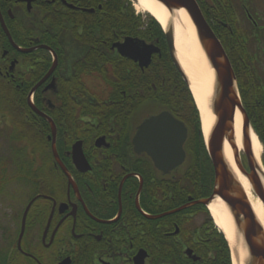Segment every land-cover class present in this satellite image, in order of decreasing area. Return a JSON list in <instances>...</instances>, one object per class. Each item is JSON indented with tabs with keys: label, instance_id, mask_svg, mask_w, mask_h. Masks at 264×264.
<instances>
[{
	"label": "flooded vegetation",
	"instance_id": "af4514ba",
	"mask_svg": "<svg viewBox=\"0 0 264 264\" xmlns=\"http://www.w3.org/2000/svg\"><path fill=\"white\" fill-rule=\"evenodd\" d=\"M134 2L0 0L15 45L0 22V94L2 88L26 104L30 97L51 119L66 169L53 156L50 123L27 104L41 121L19 123L40 128L30 143L39 168L29 182L0 169V264H200L205 241L216 238L201 202L216 197L212 162L187 149L186 105L173 104L170 77L150 70L171 60L164 30L149 28ZM243 13L259 26L246 4ZM253 77L261 97L248 89L242 95L237 77L236 87L264 148V73ZM160 114L165 124L149 138L157 147L136 149L140 125ZM172 119L181 124L176 135L185 130L175 165L180 155L160 147ZM17 141L27 157L29 142ZM76 143L85 159L79 166ZM160 159L167 164L158 167Z\"/></svg>",
	"mask_w": 264,
	"mask_h": 264
},
{
	"label": "water",
	"instance_id": "95a60500",
	"mask_svg": "<svg viewBox=\"0 0 264 264\" xmlns=\"http://www.w3.org/2000/svg\"><path fill=\"white\" fill-rule=\"evenodd\" d=\"M161 2L168 10L173 8H185L190 18L195 24L199 41L207 54L210 62L212 63L216 74V89L211 99V110L215 116V122L207 136L204 138V145L207 154L212 162L215 173V188L213 190V196H220L231 212L233 216L234 224L241 233L243 242L247 250V262L246 264H264V227L257 221L248 197L235 176L230 164L225 160L223 155V145L226 142L231 150L232 160L237 170L245 176L252 187V192L255 196L261 200L264 206V187L262 185L260 176L258 174V164L252 152L250 138H249V119L241 104L237 90L235 87V75L231 66L230 60L215 33L205 20L198 3L196 0H157ZM0 22L5 30V34L12 42L7 29H5L3 19L0 14ZM166 42L169 49L171 60L183 80L187 83L189 89V81L181 69L174 49L173 31L168 25L164 30ZM143 44V42H141ZM15 46V45H14ZM147 62L141 61V67L146 66ZM191 92V91H190ZM27 104L31 110L48 120L51 128V149L55 160L62 165L56 148H55V134L56 129L51 119L39 111L31 101L30 97L27 98ZM238 110L242 118V150L241 152L237 148L235 138L233 135V118L235 111ZM164 114H160L156 117H152L142 123L139 127L138 133L135 138L136 149H143L149 153H152L153 147H157L156 143H151L150 137H153V130L155 128H162L165 124ZM172 126L167 129V134L162 137L166 138V142L161 144L163 151H171V153L180 155L178 159H173L172 163L175 165L182 159V143L185 137V130L182 128L181 137L176 135L177 126H181L180 123H174L172 119ZM171 138V142H170ZM146 139V140H145ZM72 155L74 163L79 166L85 162L81 145L76 143L72 147ZM158 167L160 164H167L168 161L163 162L164 159L155 160ZM245 165L244 166V162ZM172 165V166H174ZM68 174V173H67ZM210 200L201 201L206 206ZM28 209V208H27ZM23 216V222L25 219L26 211ZM195 259V258H194Z\"/></svg>",
	"mask_w": 264,
	"mask_h": 264
},
{
	"label": "trees",
	"instance_id": "16d2710c",
	"mask_svg": "<svg viewBox=\"0 0 264 264\" xmlns=\"http://www.w3.org/2000/svg\"><path fill=\"white\" fill-rule=\"evenodd\" d=\"M202 10V13L211 28L219 38L222 43L228 58L231 62L235 75L237 77L239 89L242 95L247 94L246 90L251 94V96L261 97L262 93L254 88V82L256 81L253 77L255 73H264V70H259L257 67L258 58L256 57V51L252 49L254 44L264 40V36L261 33L262 27H255L253 24L251 28L242 29L239 28L237 22L239 23L242 17L245 4L243 0H196ZM226 23V26L223 24ZM149 28L155 26L161 34H163L158 23L149 17ZM149 29H147L148 31ZM14 39H18V30L11 32ZM260 34V35H259ZM264 34V33H263ZM150 70L154 72H159L166 77H170V88L173 93V104L180 106V103L186 105L187 110V125L189 128L188 139H187V149L189 152H195L197 154L207 155L202 136L200 133V126L198 120V114L193 103L190 91L187 84L182 79L181 75L177 71L176 67L173 65L171 60L167 57L164 61H155L150 66ZM253 86H252V85ZM148 87H152L149 85ZM251 89V90H249ZM254 89V90H253ZM11 100L9 109V115L13 116V133L8 136L11 141L23 140L29 142L28 155L24 156L23 152L16 149L14 152L15 157H18V163L15 170L17 174L15 178L26 177L28 182L36 176V169L38 167L37 160L35 157L31 156L32 151L30 150V143L34 142L39 134V129L36 126H20L19 121H41V119L32 114L30 108L25 102L23 97L15 96L14 93L11 94ZM184 101V102H183ZM18 112V119H16V114ZM26 113V114H25ZM264 115V111L260 112V115ZM42 130L48 132L47 126L44 124ZM264 145V143H263ZM206 159H208L206 157ZM39 168V167H38ZM0 169L5 171L6 166L0 164ZM38 170V169H37ZM13 177V176H12ZM0 178H5V175L0 176ZM6 183V182H2ZM213 231V235L216 238H210L205 241V254L203 256L200 264H230L229 250L227 243L223 235L217 232L216 228L210 223Z\"/></svg>",
	"mask_w": 264,
	"mask_h": 264
},
{
	"label": "bare ground",
	"instance_id": "6f19581e",
	"mask_svg": "<svg viewBox=\"0 0 264 264\" xmlns=\"http://www.w3.org/2000/svg\"><path fill=\"white\" fill-rule=\"evenodd\" d=\"M134 8L152 16L163 30L168 25L172 28L175 55L190 84V91L197 108L201 134L203 138L207 139L215 122V116L211 110V99L216 89V74L199 41L194 22L185 8L168 10L157 0H135ZM232 128L237 148L241 152L242 118L238 110L235 111ZM249 138L253 155L259 167L258 174L264 187V166L261 160L262 145L252 129L249 131ZM223 155L241 183L257 221L264 227L263 203L253 194L249 180L235 167L231 150L226 142L223 145ZM207 211L212 222L227 242L230 263L246 264L247 250L226 203L220 196H216L208 203Z\"/></svg>",
	"mask_w": 264,
	"mask_h": 264
},
{
	"label": "rangeland",
	"instance_id": "374dc122",
	"mask_svg": "<svg viewBox=\"0 0 264 264\" xmlns=\"http://www.w3.org/2000/svg\"><path fill=\"white\" fill-rule=\"evenodd\" d=\"M243 2L244 4L247 5L250 14L256 20L258 25L262 27L261 33L264 36L263 34L264 33V0H243ZM139 13L141 14L142 17H145V15L149 17L148 13H145V12H139ZM237 24L239 28H242V29L244 28V29L249 30L251 28V22L247 20L244 14L240 18L239 23L237 22ZM252 49L256 51V55H257L256 57L258 58V63H257L258 69L264 70V40H260L259 43L254 44ZM1 90H2V93L0 94V164H4L6 166L7 172L11 171L12 174H14V172L17 174V170L15 169L17 167L18 157L17 158L15 157L14 152L16 151V149H19L20 143H17L18 141L13 142L8 139V136L11 133H13L12 131L13 127H10L9 125L7 126L5 122L9 120L13 122L14 121L13 116L12 117L9 116L8 119L4 118V115L6 114L9 115L10 109H9L8 104L10 105L9 103L10 101L8 98H11L12 95H10V93H8L7 90H6V93H4L2 88ZM158 106H159L158 104L151 105V107H153L155 111H158L157 109ZM15 114H16V119H18V112ZM27 147H29V144ZM263 149L264 148L262 146V151ZM262 154L263 152H261V158H262ZM262 164L264 166V163ZM204 218L205 216L203 217V220Z\"/></svg>",
	"mask_w": 264,
	"mask_h": 264
}]
</instances>
